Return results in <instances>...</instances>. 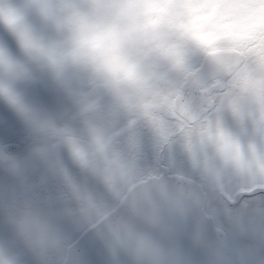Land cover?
Here are the masks:
<instances>
[{
  "label": "clouds",
  "instance_id": "clouds-1",
  "mask_svg": "<svg viewBox=\"0 0 264 264\" xmlns=\"http://www.w3.org/2000/svg\"><path fill=\"white\" fill-rule=\"evenodd\" d=\"M0 26L23 56L0 40V101L32 138L29 158L71 189L80 226L93 231L110 254L122 251L131 264H192L181 238L195 215L188 239L206 264H264V0H0ZM197 54L217 77H228L235 95L226 92L221 100L254 132L231 133L210 122L197 126L218 164L201 162L185 132L182 146L199 175L195 187L182 174L173 180L142 163L135 142L128 154L121 152L114 137L91 121L90 139L82 143L56 112L28 100L18 87L44 76L59 93L88 97L80 109L85 117L96 111L93 93L110 94L125 110L147 117L159 163L171 133L158 112L175 115L182 93L177 88L164 94L166 75L157 69L166 64L187 82L197 75L191 63ZM220 78L202 92L224 87ZM208 100L211 105L215 96ZM179 109L188 120L198 119L190 106ZM60 148L99 191L70 174L55 155ZM0 167L19 181L2 194L3 210L35 264H82L75 244L27 182L22 162L3 145ZM0 264L23 259L0 241Z\"/></svg>",
  "mask_w": 264,
  "mask_h": 264
},
{
  "label": "rangeland",
  "instance_id": "rangeland-1",
  "mask_svg": "<svg viewBox=\"0 0 264 264\" xmlns=\"http://www.w3.org/2000/svg\"><path fill=\"white\" fill-rule=\"evenodd\" d=\"M30 19L37 27L40 26V22L36 17L33 16ZM0 40H3L7 44L9 50L14 56L23 59L15 39L3 28V26H0ZM203 59L204 57L198 54L193 55L191 58L193 67H197ZM157 70L159 73L166 75V82H162L161 88L168 84L173 85L183 82L181 77L168 70L166 64L161 63ZM18 87L23 91L28 100L43 106L52 112H56L60 122L67 125L71 130L72 135L78 138L82 143L87 144L90 139L88 121H91L97 128L114 137V146L115 141L120 140L122 142V148L119 150L125 154L130 152L133 142L138 144L141 162L149 166H154V161L151 159L153 155L152 153L156 152L155 137L154 132H150L153 129L149 125L148 119L141 116L140 122H135V125L131 130H129L128 125L115 137L114 131L120 129L129 120L122 116V113L127 111L122 106V101L115 99L110 94L103 91L93 93L90 99L95 101L97 108L94 113L85 117L81 114L80 109L84 103L88 102L89 98L84 96H68L59 93L44 76L38 74V78L35 82L21 83ZM232 92L233 95H235V90ZM220 112L221 113L217 117L216 113L213 115H205L199 122L198 126L200 129L210 122L213 128L219 124V126L227 132L236 134L242 132L240 127L243 124H240L237 120L229 118V114L232 112L228 107L227 99ZM162 116L163 118H166L164 114H162ZM244 124L251 128L252 134L254 129L251 122L246 121ZM195 130L196 131L193 135H196V142H194V144L196 152L199 153L200 161L203 162L207 160L212 162L211 145L201 143L197 128ZM27 135L28 132L23 123L3 103V101H0V145L5 146L7 143L19 142V140L25 139ZM32 144L33 140L31 138L26 145L11 154L15 155L22 162L27 182L36 186L35 191L41 197L45 210L50 213L53 220L61 227L63 232L72 242L79 233L85 229V227L80 226L75 216V195L59 178L54 177L49 173L43 164L29 158ZM55 155L61 160L63 166L79 183L86 185L91 191H99V186L96 182L92 178L83 174L72 163L66 150L60 148ZM18 185V179L12 176L3 167H0V241H3L13 252L20 254L23 259V264H35V261L26 252L22 243L16 237L3 210L2 194L14 187H18Z\"/></svg>",
  "mask_w": 264,
  "mask_h": 264
},
{
  "label": "water",
  "instance_id": "water-1",
  "mask_svg": "<svg viewBox=\"0 0 264 264\" xmlns=\"http://www.w3.org/2000/svg\"><path fill=\"white\" fill-rule=\"evenodd\" d=\"M217 78L214 70L208 60L205 59L203 65L198 69L197 75L187 81L181 99L175 109L182 117L187 119L180 111V105L190 106L191 111L195 112L198 119L205 113V106H209L208 94H204L201 90L202 87L208 84L212 79ZM220 78V77H219ZM226 78V77H223ZM188 120V119H187ZM194 122L195 120H188ZM28 139H30L28 137ZM25 140L19 143H8L5 145L7 152L14 153L20 148V145L25 144ZM166 176L175 179V175H170L168 170H163ZM192 180V179H191ZM193 186L198 184L192 180ZM195 215L190 216L187 220L186 227L184 228V235L181 238L182 246L188 253L192 260V264H206V257L199 250L191 245L188 239L194 223ZM77 252L80 254L82 264H131L130 258L122 251H118L115 256L110 254L106 248L105 243L93 232L86 230L75 242Z\"/></svg>",
  "mask_w": 264,
  "mask_h": 264
},
{
  "label": "flooded vegetation",
  "instance_id": "flooded-vegetation-1",
  "mask_svg": "<svg viewBox=\"0 0 264 264\" xmlns=\"http://www.w3.org/2000/svg\"><path fill=\"white\" fill-rule=\"evenodd\" d=\"M228 80V79H227ZM227 80H222V83L225 85L224 87H217L213 89L210 92V95L215 96V100L212 101L210 109H211V115L216 113V117L221 113L220 110L221 108L225 105L226 99L221 100V96H223L226 92H229V86H227ZM166 82V81H165ZM211 83V82H210ZM184 86V82H181L180 84H173V85H166L162 87L163 93L166 94L169 91H174L175 89L179 88L180 91L182 92ZM229 95H233V92H229ZM162 114L167 118H163ZM158 115L165 119L168 130L170 131L171 135L169 137V145L165 146L164 150L160 153L164 157L163 160H160L159 163L157 162V150L156 152L152 153V161H154V166L160 167V170H162V167L168 168V165H171V168L169 171L173 174H182L186 177L195 179L199 182V175L198 173L192 168L191 162L189 160L188 154L183 148V139H184V134L185 132H190L191 133V139L194 142H196L195 138L196 135H193L194 132L196 131L195 129L199 125L200 121L191 123L182 117H180L176 112L175 115L168 113L164 110H161L158 112ZM122 116L128 119L129 121L124 124L120 129H116L114 131V136L116 137L117 134L121 133L123 128L129 125L130 121H139L140 122V115L136 113L135 111L129 112L126 111L122 113ZM230 119H234L233 114H229ZM147 119V117H145ZM145 119V120H146ZM142 122V120H141ZM135 125V124H134ZM133 125V126H134ZM182 125L184 127H182ZM216 127V126H215ZM214 127V128H215ZM221 128V127H220ZM222 129V128H221ZM240 129L242 132H238V134L242 135H248L251 134V128L247 127L246 124H243ZM149 130V129H148ZM150 132H153L151 130ZM155 141V138H154ZM195 145V144H194ZM115 146L118 148H122V142L120 140L115 141ZM197 153V152H196ZM144 154V153H143ZM197 156L199 158V153H197ZM211 156H212V162L213 163H219L215 159V154L213 147L211 146ZM151 161V163H152Z\"/></svg>",
  "mask_w": 264,
  "mask_h": 264
}]
</instances>
